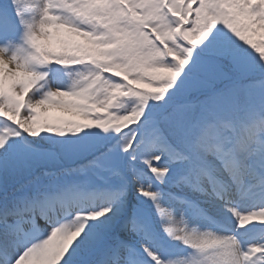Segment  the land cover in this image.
Segmentation results:
<instances>
[{
	"label": "snow or ice",
	"instance_id": "snow-or-ice-1",
	"mask_svg": "<svg viewBox=\"0 0 264 264\" xmlns=\"http://www.w3.org/2000/svg\"><path fill=\"white\" fill-rule=\"evenodd\" d=\"M254 3L245 6L246 15H255ZM192 7H198V0ZM50 8L51 2L35 29L25 19L24 0H0V44L5 45L0 54L21 34L33 48L32 59L19 65L14 61L20 49L9 59L0 58V71L9 76L7 83H15L37 59L36 33L47 29ZM210 19L199 38L185 45L180 65L169 60L177 69L175 81L162 99L148 101L139 121L125 130L130 136L135 132L130 146L85 145L83 150L94 155L84 159L80 168L108 171L111 166L102 162L113 150L136 153L129 159L142 165L133 169L142 180L147 177L158 189L167 185L168 198L184 206V215L193 210L221 226L223 264H264V125L250 126L247 119L255 112L257 100L264 107V54L226 21ZM8 122L16 134L0 137V173H23L35 163L39 151L29 138L43 133ZM136 190L154 205L161 220L166 215L159 203L161 192L145 190L143 183ZM125 196L122 184L105 197V206L94 211H82L75 198L62 193L43 198L25 195L12 203L0 199V264H27L38 254L50 253L52 239L69 227L75 231L55 249L58 264H167L169 259L156 244L159 236L150 225L139 214L131 218L118 214ZM133 203L128 200L129 211ZM210 210L215 215H209ZM161 228L170 240L194 250L187 240L172 238L173 228L166 229L162 223ZM128 232L138 235V247L129 243ZM85 249L92 258L78 259Z\"/></svg>",
	"mask_w": 264,
	"mask_h": 264
},
{
	"label": "rangeland",
	"instance_id": "rangeland-1",
	"mask_svg": "<svg viewBox=\"0 0 264 264\" xmlns=\"http://www.w3.org/2000/svg\"><path fill=\"white\" fill-rule=\"evenodd\" d=\"M50 2L48 27L44 33H36L40 52L18 79L22 83H44L52 92L61 88L60 78L68 79L71 93L66 101L62 100L72 106L78 116L60 117L34 111V120L41 127L37 131L43 133L39 136L43 142L33 145L39 150L34 154L35 163L23 173L15 170L0 173V198L16 196L27 184L45 188L48 181L59 183L64 177L92 185L119 188L123 184L127 189L130 185L124 174L129 170L140 184L143 183L145 190L151 187L161 192L159 203L166 213L161 220L154 205L138 193L134 195L138 207L133 208V214H139L158 234L156 244L169 259L167 264H223V246L217 236L223 235L220 229L193 210L184 215L181 212L184 206L179 201L170 200L167 193L151 185L147 177L142 180L141 174L133 171L142 165L129 159L136 153L113 150L102 162L111 166L108 171L102 168L81 171L77 163L91 153L85 152L83 146L111 140L116 131L128 129L139 121L150 99H162L168 93L177 70L169 60L180 65L185 58L182 55L186 52L185 45L199 38L211 24L210 17L226 21L246 43L264 54V0H255L254 16L245 14V6L253 0H198L196 8L192 7L196 0H24L25 19L35 29L39 28L44 9L49 8ZM20 40L17 45L12 41V45L20 49L17 57L29 55L32 58V46L23 35ZM247 119L250 126L264 125L258 100L255 112ZM134 135V131L131 136L125 135L113 148L129 147ZM56 146L60 147V158L67 162L57 157ZM73 163L77 164L74 168L67 167ZM22 192L19 195L24 196ZM161 223L166 229H174V240H187L194 250L178 251L177 245L181 243L170 240ZM130 233L133 239L129 243L138 247V235ZM165 246L173 251L166 253ZM84 254L81 260L92 258L88 251Z\"/></svg>",
	"mask_w": 264,
	"mask_h": 264
},
{
	"label": "bare ground",
	"instance_id": "bare-ground-1",
	"mask_svg": "<svg viewBox=\"0 0 264 264\" xmlns=\"http://www.w3.org/2000/svg\"><path fill=\"white\" fill-rule=\"evenodd\" d=\"M20 36L14 38V45L19 44ZM4 44H0V48H4ZM17 48L12 44L8 46V49L0 54V58L9 59L14 55V51ZM17 55V53H16ZM29 55H26L23 58H17L14 61L15 65H19L24 63L25 61L31 60ZM33 63V62H32ZM32 63L30 65H32ZM9 80V76L7 73L0 71V137L14 135L15 130L10 129L9 119L12 120L13 124H18L22 128H27L32 132H38L37 128H41L38 124H36V120H34V115H36V110H39L41 113L45 115H58L60 117H73L78 116L75 113V110L72 106L66 104V99L70 96L72 86L68 79L60 78L58 83L60 84V89L56 92H52L47 90V86L44 83L38 84L34 82H20L19 79L16 80L15 83H7ZM57 82V81H56ZM53 83V82H51ZM57 85V83L55 84ZM56 88V87H55ZM62 89V90H61ZM53 93L52 95H48V93ZM24 95V99H20L19 95ZM64 99V101L62 100ZM39 105L38 109L34 106ZM36 128V130H35ZM32 140V143L43 142L41 139L36 137L35 139L29 138ZM129 177H133L134 188L129 193H126L124 204L118 209V214L125 215L127 213V217L130 218L128 212H126V206L128 204V200L133 195V192L136 190L138 179L133 175H129ZM29 193L27 196H35L37 198H43L47 193H38L37 195L34 193V189L32 190L30 187ZM114 189L105 188L102 190H92L87 191L86 196L75 194L73 189L68 188L67 186L61 187L59 193L66 194L70 199L75 198L77 206L80 207H95L101 204H105L107 200L105 197L110 195ZM11 199H9V203ZM17 201V200H16ZM15 202V201H14ZM206 206V205H205ZM60 205L57 204V208ZM212 215H215L214 211L210 210ZM72 231H75V228L69 227L67 230L64 229L63 233L57 234L55 238L52 239V243L49 245V249L51 252H46L39 254L41 255V259L37 264H58V261L55 259V249L57 245L62 244L66 239L67 235H70ZM127 235V234H126ZM129 235V234H128ZM220 237L219 235H217ZM130 238V237H129ZM61 241V242H60ZM87 249H85L86 251Z\"/></svg>",
	"mask_w": 264,
	"mask_h": 264
},
{
	"label": "clouds",
	"instance_id": "clouds-1",
	"mask_svg": "<svg viewBox=\"0 0 264 264\" xmlns=\"http://www.w3.org/2000/svg\"><path fill=\"white\" fill-rule=\"evenodd\" d=\"M261 115H264V107H260Z\"/></svg>",
	"mask_w": 264,
	"mask_h": 264
}]
</instances>
